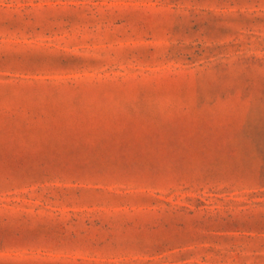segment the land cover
Listing matches in <instances>:
<instances>
[{
    "label": "rangeland",
    "instance_id": "rangeland-1",
    "mask_svg": "<svg viewBox=\"0 0 264 264\" xmlns=\"http://www.w3.org/2000/svg\"><path fill=\"white\" fill-rule=\"evenodd\" d=\"M0 264H264V0H0Z\"/></svg>",
    "mask_w": 264,
    "mask_h": 264
}]
</instances>
